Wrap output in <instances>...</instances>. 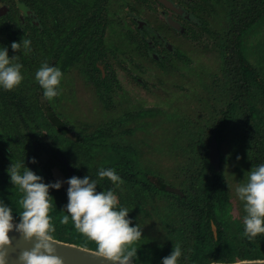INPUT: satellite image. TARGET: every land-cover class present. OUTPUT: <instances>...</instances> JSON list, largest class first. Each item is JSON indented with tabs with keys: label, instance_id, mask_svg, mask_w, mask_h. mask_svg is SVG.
Returning a JSON list of instances; mask_svg holds the SVG:
<instances>
[{
	"label": "trees",
	"instance_id": "1",
	"mask_svg": "<svg viewBox=\"0 0 264 264\" xmlns=\"http://www.w3.org/2000/svg\"><path fill=\"white\" fill-rule=\"evenodd\" d=\"M237 2L239 4H235L234 12L229 14L231 22L228 27L217 32V34L221 33L218 45L220 52L227 55L226 59H223L224 79L222 84L218 79L215 87H210V85L204 87L205 79L201 78L203 87L200 84L199 87L205 92L210 90L214 93L213 96L204 94L201 99H198L200 103L205 104L204 108L197 110V104L194 108H190V112H193V115L190 116L183 115L184 111L181 108H176L173 114L164 113L165 119L170 121V125H173L172 129L167 131L169 135H166L165 138L167 143L170 142L172 148L176 147L171 150L172 157L177 159L175 166L186 168L185 172L181 173L172 171L171 176L178 180L171 184L180 186L185 192L184 196L166 191L163 180L158 179L157 181L161 183V187L152 183L148 178V171L137 172L132 169L133 172H131L125 165L122 166L118 163L116 157L118 150L108 134L101 133L91 139L92 153L93 146L100 143L104 155L102 156L104 160H99L101 165L94 163L92 167L111 168L123 181L117 186L107 178L100 179L99 172L92 170L91 173L96 176L97 181L103 184L102 188L97 186V191L111 189L118 194L119 191L122 192L121 199L130 204L131 211L129 213H133L139 221L148 219L151 224L155 223L152 233H147L151 237L145 240L141 238L134 245L137 247V256L133 259L135 263L162 264V258L168 256L177 244L182 249L178 264H207L212 261L233 262L240 259L264 258V234L258 235L252 241L244 236L243 217L246 215L244 202L240 200V205L243 206L239 212L240 216H234L231 185L224 172V166L230 161V156L225 155L223 149H228L227 137L231 133L232 137L234 136V144H242L250 171L260 164H264V67L261 66L257 69L248 60L246 62L243 52L249 47L245 44L247 33H255L254 31H257L258 26L264 21V0H235V3ZM244 5L245 7L248 5L246 13L239 11ZM2 24L5 26L3 20ZM263 25L264 22L261 29ZM10 30L13 41H19L20 33L17 28L11 27ZM84 30L85 27H82L78 32ZM2 31L4 29H1ZM59 34H63V32L61 31ZM58 37L60 38L61 35ZM58 40L57 52H55L57 57L55 60L53 59L55 63L47 62L49 66L59 68L64 74L68 67L67 64L73 61V64L77 63L78 65L77 71H81L84 79L88 81L89 79L85 77L88 73L82 72L83 53L80 51V47L74 43L73 46ZM6 43L8 42L0 41V50H3ZM66 55L68 56L62 60ZM17 56L20 59H16V62L13 63L21 62L20 64L24 65L23 54L18 53ZM262 57L264 58V56ZM93 68L97 69L94 64ZM35 70L34 66L30 69L22 67L23 80L21 84L12 92H8L9 94L6 92L0 94L3 97V104H0V200L12 208V214L18 221L20 220L19 213L22 211L19 200L23 194H20L18 186H14L10 179L8 180V175L5 173V162L8 158L3 156H9L11 159L8 160L13 164L26 163L27 159L29 162L31 161L30 157L47 152V157H41L42 167L36 174L43 177L45 183H51L55 182L51 168L57 162L59 152H64L69 157L74 155L76 162L85 161L86 155L91 153L83 147L75 148L79 141H73L70 138L67 141L62 140L59 145L58 136L55 137L52 133V115L54 117L55 114L46 111L48 113L46 116L43 110L31 109L24 105L25 102H22V99L31 103L34 95L38 96L35 87L36 78L32 73ZM109 78V76L99 77L97 80L99 86H110L111 79ZM210 99L217 100L219 104H210ZM9 101L10 104H8ZM237 105L242 111L233 115L232 111ZM107 106L109 107V104ZM156 112L160 113L161 110L139 111L136 114L127 110L120 114L121 111L112 110L113 117L108 121L126 122L125 120L128 121L135 115L140 117L150 113L153 116ZM176 113L177 115L174 117ZM179 113L182 117L179 116ZM9 118L13 120L19 118L22 122H12L9 121ZM25 127L29 129L30 133H26L24 136ZM40 128L47 129L49 138L57 143L47 142L50 150L44 147V143L39 138ZM180 135L185 138L184 142H181ZM213 135L221 149L223 168L220 171L214 168L209 157L210 141ZM230 143L232 142L229 141ZM178 148L181 151H176ZM2 150L8 152L3 153ZM176 153H181L183 158L180 159V155ZM127 167L130 168V166ZM50 192L52 193L53 208L49 215L56 229L52 235L59 240L96 250L95 242L79 233L71 218H69L68 224L60 223V218L63 215H68L65 209L68 197L64 194V188L50 189ZM119 207L122 206L119 205ZM130 217L134 225L135 221L132 216ZM212 222L218 226L217 237L214 236Z\"/></svg>",
	"mask_w": 264,
	"mask_h": 264
},
{
	"label": "flooded vegetation",
	"instance_id": "2",
	"mask_svg": "<svg viewBox=\"0 0 264 264\" xmlns=\"http://www.w3.org/2000/svg\"><path fill=\"white\" fill-rule=\"evenodd\" d=\"M235 4L238 5L239 2L235 3V0H0V34L6 32V39L3 40L0 37V41L8 42L5 47L8 49L9 56H14L12 62L20 59L17 56L20 53L23 54L22 59L24 60L22 61H25L24 65L22 64L24 69L26 67L30 69L34 66L38 70L42 62L53 63L57 57L55 52H57L58 39L62 43H69L73 46L74 44L78 45L83 53L82 72L88 73L85 75L89 79L88 81L84 79L81 71H77V63L73 64L72 61L67 64L68 67L64 71L60 83L63 86H59L61 94L58 97L52 101L46 100L43 97V89L41 87L38 89L39 84L36 81L37 99L33 98L31 103L22 99L25 106L31 109H41L46 116L48 115L46 111L55 114L54 117L52 115V133L55 137L58 136L59 145H61L62 140L67 141L70 138L73 141H79L75 148L83 147L86 151L91 152L90 155H86L85 161L79 162L75 161L74 155L69 157L64 152H59L57 162L51 168L52 175L53 171L58 170L63 173L67 180L73 175L69 170L71 168L72 172L80 178L87 175L97 180L91 171L97 170L96 172H99L103 167H92V164H100L99 160L103 161L104 157L102 156L104 155L100 143L93 146V153L90 145L91 139L102 133L108 134L109 138L115 143V148L118 150L116 155L118 163L122 166L125 165L131 172L133 170L137 172L148 171V178L152 183L161 187V183L157 181L158 179L163 180L166 191L184 196L185 192L180 186L171 184L178 180L171 175L173 174L172 171H180L181 173L185 172L186 168L175 166L170 170L168 176L167 172L157 162V157L164 154L171 157L174 162L177 161L171 155V150L176 149V147L172 148L170 142L167 143L165 138L166 135H169L167 133L168 127H163L164 133L158 137L154 138L151 135L146 138L138 137L143 134L137 135L136 128L125 126L130 119L125 120L126 122L108 121L113 117L112 110L120 111L117 106L127 105L126 103H128L127 99L129 97L118 90L120 86L122 87L118 81L119 76L121 74L125 80L131 79L130 82H134L133 78H135V82L144 87L147 86L144 80L150 75L157 76L161 80L160 83H171L172 80L176 82L179 80L182 87L186 86L185 80L187 79H189V83L195 81L196 86H199V84L202 86L201 78H204V87H207V85L215 87L219 77L216 72L211 70L214 64H206L204 58L208 57L205 55L210 50L219 62L226 59L227 55L222 54L218 47L221 33L217 34V32L219 30L221 32L222 28L228 27L231 22L229 14L234 12ZM18 5H23V10ZM2 20L5 26L2 24ZM261 25L258 26L257 24L258 30H255V33H247L245 44L249 46L247 48L249 50L243 51L246 62L248 60L249 63H252L251 53L254 51L256 63L254 62L253 66L257 69L261 66L264 67V58L262 57L264 56V25L262 29ZM11 27H14V29L16 27L20 33V40L16 42H22L23 39L31 41L30 52L26 53L22 43L20 51L13 52L11 48L13 42ZM82 27H85V30L78 32ZM1 29H4V31L1 32ZM60 30L63 34H59ZM58 35H61V37L59 38ZM252 43H257V45H252ZM67 56H64L62 60ZM93 64L97 69L93 68ZM36 70L32 72L34 77ZM101 76L103 78L110 77V86H99L97 80ZM81 82L87 85L86 88L83 87L84 91L92 92L95 100L100 103L104 102V107L109 110L108 113L104 112L103 118L99 120L97 126L87 122L78 123L73 119L75 117L65 115L63 112L59 113L60 109L79 108L81 100L84 99L83 97L82 99L78 98L79 94L83 92L79 86ZM220 83L222 84L221 81ZM5 92H12V90L8 91L0 87V94H5ZM120 97L127 102L123 103L119 100ZM0 104H3L1 95ZM8 104H10V101ZM204 105L203 103L198 104L197 110L204 108ZM125 110L130 111L127 108L123 111ZM149 114L147 113L146 116H149ZM159 115H162V113ZM135 117L138 116L135 115L133 118ZM9 119L12 122H22L19 118L16 120ZM147 125L149 123H143L141 129L146 130ZM26 133H30L27 127L24 128V136ZM38 134L44 143V147L49 150L50 147H48L47 142L56 143L49 138L47 129L40 128ZM233 137L232 133L228 137V149L230 148L232 154H236V157L230 156L231 163L242 159L241 153H236L237 150H242V144H234ZM180 139L181 142H184L185 138L181 136ZM229 141L232 143L229 144ZM59 145L58 147H60ZM72 146L74 145L72 144ZM225 149L227 148L223 149L224 152ZM219 150L221 157L220 146ZM176 151L181 150L178 148ZM1 152L8 151L2 150ZM176 154L180 155V159L183 158L181 153ZM39 156L30 157L35 158V163H32V159L30 162L27 159L26 163H21L24 167L38 173L42 167L40 164L42 163L41 157H47L48 154L43 152ZM3 157L11 159L9 156ZM8 159L5 162V173H7L9 180L7 169L12 163ZM130 159L132 160L131 163ZM222 164L221 157L220 169L214 168L220 171L223 168ZM127 166H130V168ZM236 167L237 165L234 171L241 177L242 182V176L239 173L240 171L236 170ZM21 172H23V168ZM97 186L102 188L103 184L98 181ZM170 188H177L180 192H174ZM64 194L67 195L66 189H64ZM115 195L118 197L119 205L128 208L130 212L131 208L127 205V201L121 199L123 193L119 191V194L115 193ZM130 216L135 221L134 225L138 224L140 228H143L142 221L137 220L133 213H129ZM144 222L145 232L152 233L149 226L152 225L154 228L155 223L151 224L148 219H145ZM213 226L216 227V235L214 230L213 233L217 237L218 226L215 222H212V228Z\"/></svg>",
	"mask_w": 264,
	"mask_h": 264
},
{
	"label": "clouds",
	"instance_id": "3",
	"mask_svg": "<svg viewBox=\"0 0 264 264\" xmlns=\"http://www.w3.org/2000/svg\"><path fill=\"white\" fill-rule=\"evenodd\" d=\"M23 10V5H18ZM23 48L31 51V41H13V52ZM5 47L0 50V87L11 91L18 87L23 76L20 63H13ZM62 71L43 63L35 74L36 81L43 89V97L52 101L61 94L60 83ZM32 158V163H35ZM23 168V172L21 169ZM7 172L10 182L18 186L23 194L19 200L22 211L19 213V223L14 224L12 208L0 200V264H8L9 253L13 248V239L9 233L16 231L25 245L16 256V264H65L64 259L57 255V241L52 235L56 231L49 215L53 208L50 189L61 188L63 181L45 183L43 177L23 163H12ZM98 176L107 178L119 186L123 183L121 177L111 168H101ZM68 202L65 209L68 215L60 218L61 224H68L69 218L75 229L88 240L97 245L93 255L103 258L106 264H132L137 256L136 245L142 238L139 225H133L129 217V209L119 207L118 197L113 190L97 191L98 181L90 176L80 178L72 176L67 179ZM236 194L244 202L243 217L244 236L249 241L264 234V164L250 171L246 184L238 186ZM182 249L177 244L172 252L162 258V264H178Z\"/></svg>",
	"mask_w": 264,
	"mask_h": 264
},
{
	"label": "rangeland",
	"instance_id": "4",
	"mask_svg": "<svg viewBox=\"0 0 264 264\" xmlns=\"http://www.w3.org/2000/svg\"><path fill=\"white\" fill-rule=\"evenodd\" d=\"M239 11H243L246 13L248 11V5H245L241 7ZM1 39L5 40L6 39V32L4 34H0ZM252 42V41H251ZM252 45H257V43H252ZM254 49V48H253ZM205 56H208L206 59L204 58V61L206 60L207 63H213L214 65L211 67V70L216 72L218 75L219 79L221 82H223L224 75H223V62H219L215 57L212 51H208ZM251 60L252 64L254 62L256 63V58L254 56V51L251 53ZM209 61V62H207ZM209 67V66H208ZM222 70V71H221ZM130 82V80H125L123 76L120 74L119 76V84L122 85V87H119V92L126 94L129 98L127 101H123V98H119L123 103H126L127 105L123 106H117L120 111H123L125 108L129 109L132 114H136L139 111H146V110H161L162 115H159L161 113L156 112L155 115L149 114V116L143 115L140 117H135L130 119L129 122H126V127H132L133 129L136 128L137 135L138 134H143L139 135L138 137H146L148 138L149 136L153 135V137H158L160 134L164 133L163 127H168L172 129L173 125H170V121L165 119V116L163 113H166L167 110L170 114H173L175 112L176 108H181V110L184 111L183 115H193V112H190V108H194L197 104H200V101L198 99H201V97L205 95H211L213 96L212 91L205 92L202 90L199 86H196V82H190L189 79L185 80L186 86L180 87V81L178 80L177 82L175 80H172L170 82H164V83H159V78L155 75H150L145 78V82L147 86H141V84L135 82ZM66 80V79H65ZM176 82V83H175ZM80 90L83 91L79 94V99H84L81 100V105H79L78 109H71L69 108H64L60 109L61 112H63L65 115H70L75 118H73L75 121L79 122H87L90 123L93 126H97L99 123V120L103 118L104 112L108 113L109 110L104 107L105 103H100L99 101L95 100V96L92 92L89 91H84L83 87L86 88L87 85L84 83H80ZM62 87L63 85L60 84ZM208 86V85H207ZM181 88H183L181 90ZM195 89V90H194ZM179 92V93H178ZM90 95V96H88ZM207 95V96H208ZM34 98L37 99V96L34 95ZM211 104H219L218 101L210 99L209 101ZM38 109V108H36ZM189 109V110H188ZM117 111V110H115ZM242 109H240L239 105H237L233 111L232 114L235 115L238 112H241ZM167 112V113H168ZM77 113V115H76ZM79 113V114H78ZM121 112L120 114H122ZM39 114V113H38ZM177 115L174 114V117ZM179 116L181 114L179 113ZM143 123H149L147 125L146 130L141 129V126ZM159 123V126H158ZM174 124V122H172ZM229 137V136H228ZM227 137V139H228ZM152 140V139H151ZM238 151V152H237ZM236 153L239 154L241 153L242 159L240 161H234V162H228L225 164V174L227 176V180L231 185L230 192L232 193V211L234 216L239 217L240 215V209L243 208L240 202V199L238 195L236 194L235 189L243 184H246L248 181V176L250 173V167L248 165V160L246 153L242 150H237ZM226 154H228L231 157H236V154H232L230 152V149H225ZM157 162L162 166V168L167 172V175L169 176L170 170L175 167L176 162L169 157L168 155L164 154L162 156L157 157ZM236 170L240 171V175L242 176V182H241V177L237 175V173L234 171L235 166ZM46 176V175H45ZM173 177V176H172ZM171 178V177H170ZM169 178V179H170ZM234 196V198H233ZM14 199V198H13ZM15 200V199H14ZM127 205L130 206V204L127 202ZM155 218V217H153ZM141 225H143V235L142 238L145 240L146 238L151 237V235L147 234L144 229L145 222L142 221ZM149 228L152 230L153 226L150 225ZM159 234V233H158Z\"/></svg>",
	"mask_w": 264,
	"mask_h": 264
},
{
	"label": "water",
	"instance_id": "5",
	"mask_svg": "<svg viewBox=\"0 0 264 264\" xmlns=\"http://www.w3.org/2000/svg\"><path fill=\"white\" fill-rule=\"evenodd\" d=\"M210 160L211 164L217 169H220L221 157H220V150L218 146V142L213 136L210 144ZM72 176H77L75 173L72 172V169L69 168ZM53 176L55 181H63L62 187L64 189H68L69 185L67 180L62 172L60 171H53ZM170 190L174 192H180L177 188H170ZM19 223V221L14 220V224ZM214 233L216 235V227L213 226ZM10 237L13 239V248L10 250L9 253V261L8 264H16V256L19 254V251L22 247H31V245H25L21 241V237L19 233L16 231H12L9 233ZM57 241V255L61 256L64 259L65 264H106L103 258L96 257L93 255L95 249L87 248L76 243L62 241L55 238ZM132 264H139L132 261ZM207 264H264V258H256V259H240L233 262H221V261H212Z\"/></svg>",
	"mask_w": 264,
	"mask_h": 264
}]
</instances>
